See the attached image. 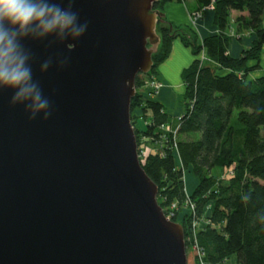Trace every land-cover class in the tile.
Wrapping results in <instances>:
<instances>
[{"label":"water","instance_id":"95a60500","mask_svg":"<svg viewBox=\"0 0 264 264\" xmlns=\"http://www.w3.org/2000/svg\"><path fill=\"white\" fill-rule=\"evenodd\" d=\"M161 1L74 0L83 37L24 41L52 115L29 120L0 91V264H188L185 228L159 205L131 121L167 23ZM65 55L67 67L41 73Z\"/></svg>","mask_w":264,"mask_h":264},{"label":"trees","instance_id":"16d2710c","mask_svg":"<svg viewBox=\"0 0 264 264\" xmlns=\"http://www.w3.org/2000/svg\"><path fill=\"white\" fill-rule=\"evenodd\" d=\"M172 1L162 0L154 10L163 12ZM195 2L199 9L214 8L207 16L212 15L219 33L205 37L201 44L189 28L168 21L160 24L157 31L161 46L153 56L155 68L143 78L158 75L178 38L196 58L206 52L212 64L196 59L183 71L185 112L171 131L162 129L172 125L171 117L156 98L144 91L145 83L137 76L131 118L146 123L144 131L135 129L137 143L140 150L144 147L142 139L154 147L159 145L150 150L142 165L158 185L159 203L164 209L175 202L183 208L187 171L198 179L191 193L198 216L207 218L204 211L209 202L214 207L208 226L196 233L205 264H227L232 257L238 264H264V224L258 221L264 212V0ZM232 12L241 15L235 21L238 33L244 29L251 33L249 46L237 55L230 51ZM137 110L141 117L134 116ZM217 168H233L234 176L217 186L212 175ZM183 217L180 224L187 239L192 234L193 217L187 210ZM172 221L178 223V217ZM187 261L200 262L195 252L187 256Z\"/></svg>","mask_w":264,"mask_h":264},{"label":"clouds","instance_id":"9594fccd","mask_svg":"<svg viewBox=\"0 0 264 264\" xmlns=\"http://www.w3.org/2000/svg\"><path fill=\"white\" fill-rule=\"evenodd\" d=\"M0 0V91L12 90L10 106H24L29 120L38 116L47 121L52 115L51 100L34 80L33 55L24 41H43L54 37L56 42L78 41L88 29V22H81L73 10L74 0ZM73 43L67 44L70 52ZM69 56L49 57L41 66V73L55 62L58 68L67 67ZM257 220L264 224V212Z\"/></svg>","mask_w":264,"mask_h":264},{"label":"rangeland","instance_id":"374dc122","mask_svg":"<svg viewBox=\"0 0 264 264\" xmlns=\"http://www.w3.org/2000/svg\"><path fill=\"white\" fill-rule=\"evenodd\" d=\"M195 2L194 1H187L186 3H182L180 0H173L172 2H169V3H167L166 5H169V4H181L186 10H187V13H188V11H190L189 12V20H190V25H189V27H183V28H189L190 30H192L194 33H196V35H197V37H198V41H199V43H201L202 44V38L200 37L199 38V32H197L198 31V28H199V25H200V23H202V22H204L205 20H206V17H207V14L208 13H210V11H213L214 10V8L213 9H210V10H208V9H199L198 7H197V4H194ZM165 5V6H166ZM191 5H194V7H195V9H191ZM198 8V9H197ZM160 12H162V11H160ZM165 16H166V18H165V21H168V22H170V23H172L170 20H168V16H167V14H166V10H165V7L163 8V12H162ZM200 15V18H199V20L197 21L196 20V16H199ZM241 16L239 15V13H236V14H234V16H233V19L236 21L238 18H240ZM173 24V23H172ZM174 25V24H173ZM178 27H180V26H178ZM229 31H231V29L229 28ZM240 35H243L242 37L240 36V38L242 39V42H243V45L245 44V46L247 45V46H249V42H250V36H251V33H250V31H248V30H243V31H241L240 33H239ZM231 38H232V40H235V39H237V37H236V35L234 36L233 35V37H232V35H231ZM178 40H180L179 38L177 39V40H175V41H178ZM175 41H174V43H175ZM181 41V40H180ZM183 43V42H182ZM174 45V44H173ZM185 46V45H184ZM244 46V47H245ZM246 46V47H247ZM187 48V47H186ZM172 49H173V47H172ZM188 49V48H187ZM190 49V48H189ZM191 50V49H190ZM171 52H172V50H171ZM172 54V53H171ZM192 55L194 56V54H193V52H192ZM171 56V55H170ZM195 57V56H194ZM170 58V57H169ZM168 58V59H169ZM195 59H198V60H200V61H202V62H204V63H208V64H212L209 60H208V56H207V54H206V52H202V54L199 56V57H195ZM165 63V62H164ZM163 63V64H164ZM163 64H161V66L163 65ZM160 66V67H161ZM257 74H261V73H259V72H257ZM147 75V74H146ZM139 76H141L142 77V79H143V81H144V91H148L149 92V96L150 97H153V98H156L157 99V97H158V95H159V93L165 88L164 86V83L160 80V76H156V77H153V78H143V76H145V75H139ZM183 83H184V81H183ZM184 86H185V84H184ZM185 89H186V86H185ZM185 107V104H184V102H183V108ZM168 110V109H167ZM184 114V113H183ZM134 116L135 117H137V116H139V117H141L142 116V113H141V111H138L137 110V112L134 114ZM149 117H150V115H148ZM132 117V116H131ZM180 118L181 117H179V118H176L175 119V121H172V125L171 126H168V127H163L162 129L163 130H165V131H171V130H173L174 128H176L177 127V125H178V122H179V120H180ZM131 121H132V123H133V126H134V132H135V129H139V130H142V131H144L145 130V128H146V123L142 120V119H137L136 120V122H134L133 120H132V118H131ZM136 137H137V133H136ZM196 138L198 139V138H200V136L199 135H197L196 136ZM142 142L144 143V147H142V149L140 150V148H139V145H138V153H139V156H140V162H141V164L143 163V164H145V161H146V159H147V157L149 156V152H150V150H152V149H158V146H156V147H154L153 145H151L150 143L149 144H147V142H145V140L144 139H142ZM212 175L216 178V180H217V186H220L221 184H224V183H228V181L231 179V176H232V173H231V171L228 169H219V168H217V169H215L214 171H213V173H212ZM184 184H185V190H184V192H185V194L187 195V198H186V200H185V203H184V205H183V208L181 209V206H179L178 204H177V202H175L173 205H171L170 207H167V208H163V211L165 212V214H166V216H167V218H170L171 220H172V218H175L176 216L178 217V223L180 224L181 223V221L183 220V216H184V214H185V212H186V210L187 211H189L190 213H192L191 211H190V209L189 208H191V205H193L194 203H193V201L191 200V191H193V190H195L196 189V186H197V184H199L198 183V179L197 178H195L194 176H193V174L191 173V172H186V175H185V177H184ZM159 196V195H158ZM159 205H160V203H159ZM195 205V204H194ZM161 206V205H160ZM213 204H212V202H209L208 204H207V207L205 208V211H204V215L205 216H207V218H204V219H201L199 216H198V214H197V212H196V216H193L194 218L192 219V222H191V225H190V228H191V232H192V234H191V236H189V237H187V239H186V250H187V253H188V255H190V253H192V252H195L194 251V248H198V249H200L201 250V252H202V249H201V247H200V245H199V242L197 241L198 239H196V233H197V231H199L200 229H203V228H206L207 226H208V224L210 223V215L212 214V212H213ZM179 213V215H177ZM202 260V261H201ZM200 262H199V264H205L204 262H205V260H204V257H203V254H201V258H200V260H199ZM227 264H238L237 263V259H235V257H232V258H229V260H228V263Z\"/></svg>","mask_w":264,"mask_h":264},{"label":"crops","instance_id":"0c3cea01","mask_svg":"<svg viewBox=\"0 0 264 264\" xmlns=\"http://www.w3.org/2000/svg\"><path fill=\"white\" fill-rule=\"evenodd\" d=\"M189 1L195 2V0ZM194 4H196V2ZM191 9H195L194 5H191ZM165 10L168 20H170L175 26L189 27L190 11L187 13V10L181 4L166 5ZM234 14H236V12H232V18ZM245 15L246 13H243L242 16ZM230 29L231 31H228L230 36L232 35L233 37V35H236L237 37V39L233 40L230 51L233 55H237L245 46L240 38V36L242 37L243 35L238 33L237 24L234 19ZM197 32H199V38L201 37L202 39L219 33L218 29L213 26L212 15H208L206 20L200 23ZM171 53L170 58L159 68L158 76H160V80L164 83L165 88L159 93L157 101L164 106V109L167 111V114L171 117L172 121H175L176 118L181 117L185 112V108H183V96L186 89L183 83L182 73L184 70L190 68L196 59L192 55L191 50L187 49L180 40L175 41Z\"/></svg>","mask_w":264,"mask_h":264},{"label":"built area","instance_id":"2783aa9c","mask_svg":"<svg viewBox=\"0 0 264 264\" xmlns=\"http://www.w3.org/2000/svg\"><path fill=\"white\" fill-rule=\"evenodd\" d=\"M210 9H213L212 8V6L211 7H209V9L208 10H210ZM199 18H200V15L199 16H196V20L198 21L199 20ZM230 171H231V173H232V176H231V178L234 176V171H233V168H228ZM190 209V211L192 212V213H190L191 214V216L193 217V216H196V212H197V206H195L194 204L193 205H191V208H189ZM194 218V217H193ZM194 251H195V253L197 254V256H198V260H200V258H201V254H203V257L205 256V253H204V251H203V249H202V252H201V250L200 249H198L197 247L196 248H194ZM202 261V260H201Z\"/></svg>","mask_w":264,"mask_h":264}]
</instances>
